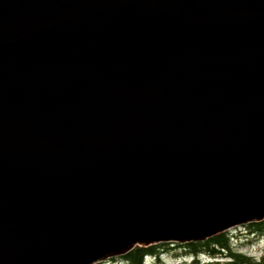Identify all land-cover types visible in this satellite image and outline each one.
Instances as JSON below:
<instances>
[{
  "label": "water",
  "instance_id": "1",
  "mask_svg": "<svg viewBox=\"0 0 264 264\" xmlns=\"http://www.w3.org/2000/svg\"><path fill=\"white\" fill-rule=\"evenodd\" d=\"M262 222L264 0H0V264Z\"/></svg>",
  "mask_w": 264,
  "mask_h": 264
},
{
  "label": "trees",
  "instance_id": "2",
  "mask_svg": "<svg viewBox=\"0 0 264 264\" xmlns=\"http://www.w3.org/2000/svg\"><path fill=\"white\" fill-rule=\"evenodd\" d=\"M246 229L251 234L264 235V222L256 223L246 226ZM186 250V254L190 257L191 261H184L180 264H207L201 259L202 256H206L212 259H219L223 255L229 256L235 264H257L253 258L237 253L234 250V244L229 234H220L203 243H192L182 246ZM168 250V246L164 244L154 245L149 248L137 247L131 253L125 257L113 260H120L125 264H147V258H153L152 264H166L163 259V253Z\"/></svg>",
  "mask_w": 264,
  "mask_h": 264
},
{
  "label": "rangeland",
  "instance_id": "3",
  "mask_svg": "<svg viewBox=\"0 0 264 264\" xmlns=\"http://www.w3.org/2000/svg\"><path fill=\"white\" fill-rule=\"evenodd\" d=\"M234 244V250L237 253L249 256L256 260L257 264H264V235L251 234L246 227L235 228L227 232ZM168 250L163 253L162 259L166 264H180L185 260L190 262L186 250L180 245L166 244ZM202 261L207 264H235L227 255L219 259H212L206 256L201 257ZM153 258H147L146 263L152 264ZM102 264H125L120 260H109Z\"/></svg>",
  "mask_w": 264,
  "mask_h": 264
}]
</instances>
